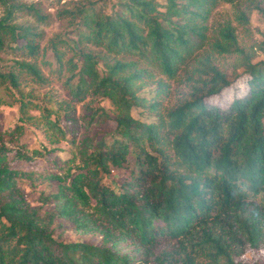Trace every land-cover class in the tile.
Returning a JSON list of instances; mask_svg holds the SVG:
<instances>
[{"label": "trees", "instance_id": "16d2710c", "mask_svg": "<svg viewBox=\"0 0 264 264\" xmlns=\"http://www.w3.org/2000/svg\"><path fill=\"white\" fill-rule=\"evenodd\" d=\"M110 1V11L87 0L70 12L78 34L109 52L138 60H118L102 72L98 58L82 51L80 69L72 68L67 82L74 97L92 92L111 100L114 116L102 114L114 123L112 140H83L87 170L73 175L69 183L58 177L52 189L39 192L42 201L55 206L45 212L26 201L22 178L33 185L53 174L13 166L2 154V144L0 264H137L141 254H154L164 245L169 247L154 255L155 264H174L176 255L180 264H203L195 262V254L204 255L205 264H262L242 258L264 249V59L254 63L245 55L242 70L232 78L203 64L199 71L207 75L194 78L187 97L158 123L141 121L133 109L140 103L137 83L148 70L138 62L175 77L203 47L205 22L222 0ZM255 7L264 13V8ZM251 10H238L244 24ZM6 21L0 20V47L3 34H9L10 47H26L36 54L38 46L28 38L29 29ZM222 35L227 42L217 44L220 50L237 51L230 24ZM17 63L20 70L42 79L35 64ZM242 77L244 90L223 101V94ZM17 78L0 65V82L17 84ZM24 107L21 103V110ZM49 159L52 168L66 167L60 156ZM130 162L129 179L118 187L104 183L112 167ZM57 217L70 219L79 233H99L100 243L58 239L51 228Z\"/></svg>", "mask_w": 264, "mask_h": 264}, {"label": "rangeland", "instance_id": "374dc122", "mask_svg": "<svg viewBox=\"0 0 264 264\" xmlns=\"http://www.w3.org/2000/svg\"><path fill=\"white\" fill-rule=\"evenodd\" d=\"M93 1L105 6L107 11L111 10L113 4L110 0L106 3L103 0ZM86 2L87 0H0V20H7L6 23L19 29H29L28 38L38 46L36 54L31 55L26 47H10L9 43L13 39L9 34H3L0 65L5 71H13L18 78L17 84L9 80L0 82V147L3 144L2 154L8 157L13 166L33 172L51 171L53 174L54 177L50 176L45 181L39 179L33 185L28 178H22L21 187L26 201L33 207L41 208L42 212L51 211L55 206L52 202L42 201L38 196L39 192L52 189L58 177L69 183L73 175L87 170L88 162L80 147L83 140H112L114 123L102 114L104 111L114 116L115 108L111 100L92 92H88L84 98L74 97L67 82L72 68L75 72L80 69L83 62L81 52L96 56L102 72L108 68L107 64L114 65L118 60H138L136 56L129 54L109 52L79 36L76 20L70 12ZM255 4L264 8V0H237L234 3L220 1L205 22L206 39L203 47L196 51L195 57L179 69L173 78L157 67L139 61V67L148 71L137 83L136 94L140 103L134 107L133 115L147 123H158L168 110L191 93L199 74L206 77L207 73L199 71L203 64L214 66L232 78L237 71L242 70L245 55L254 63L263 60L264 13ZM249 7H252L249 23L244 24L238 16V10ZM227 24L234 28L238 41V50L230 53L221 51L217 45L227 42L222 35ZM17 62L35 64L42 79H37L26 69L20 70ZM73 82H78V76ZM245 84L244 77L236 81L223 94V101H231L235 94L244 90ZM21 103L25 106L22 110ZM154 104L157 107H152ZM50 121L62 130L55 128ZM89 150H92L91 147ZM169 152L173 154L171 150ZM24 156L31 159L25 157L26 161ZM55 156L67 161L65 168L56 169L49 165V158ZM133 157L134 153L131 151V162ZM131 162L122 168L112 167L105 176L104 183L118 187L120 182L129 179ZM51 228L54 229L55 237L64 242L81 240L100 243L99 233H79L67 218L57 217ZM167 247L169 246H159L154 254H141L137 264H155L154 255ZM177 258L176 255L174 264H180L181 261ZM195 258V262H207L204 255L195 254ZM242 260L248 263L260 260L264 264V249L249 251Z\"/></svg>", "mask_w": 264, "mask_h": 264}]
</instances>
